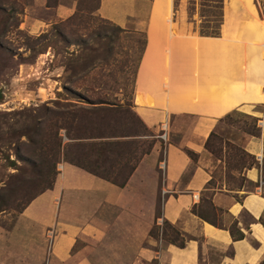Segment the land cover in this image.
<instances>
[{
  "label": "crops",
  "instance_id": "crops-1",
  "mask_svg": "<svg viewBox=\"0 0 264 264\" xmlns=\"http://www.w3.org/2000/svg\"><path fill=\"white\" fill-rule=\"evenodd\" d=\"M167 1L152 0L146 13L132 94L145 125L156 132L168 121L164 176L158 143L123 185L65 162L51 188L9 229L0 226V264H264V3L191 0V8L169 12ZM139 4L99 0L98 12L124 28L142 13ZM31 8L46 17L31 16ZM74 11V2L30 0L25 26L38 34ZM237 110L257 119L259 132L243 134L240 145L255 162L241 172L243 184L229 187L217 179L220 160L206 143ZM207 193L215 222L193 211ZM164 220L184 237L183 246L163 237Z\"/></svg>",
  "mask_w": 264,
  "mask_h": 264
},
{
  "label": "rangeland",
  "instance_id": "rangeland-1",
  "mask_svg": "<svg viewBox=\"0 0 264 264\" xmlns=\"http://www.w3.org/2000/svg\"><path fill=\"white\" fill-rule=\"evenodd\" d=\"M57 1L74 2L75 11L64 20L53 18L44 31L34 34L24 19L30 0H0V226L4 229L48 189L50 175L61 172L65 162L120 180L156 143L159 159L164 153V141L157 137L160 131L145 125L132 106L152 0H139L142 13L131 17L124 28L100 15L99 0ZM166 5L169 12L175 7L172 0ZM31 12L46 17L38 8ZM245 132H257L255 119L237 110L220 121L206 145L214 160H220L217 179L229 187L241 184V172L252 160L240 145ZM176 138L173 135L172 140ZM157 167L162 176L159 163ZM161 203L160 196L158 214ZM202 208L213 213L208 193ZM163 230L174 235L167 225ZM157 231L153 225L152 232Z\"/></svg>",
  "mask_w": 264,
  "mask_h": 264
},
{
  "label": "trees",
  "instance_id": "trees-1",
  "mask_svg": "<svg viewBox=\"0 0 264 264\" xmlns=\"http://www.w3.org/2000/svg\"><path fill=\"white\" fill-rule=\"evenodd\" d=\"M57 3H58V1L57 0H54L53 1V3H51L50 4V2H49V0H47V5L48 6H55V5H57ZM164 3H165V0H163L162 1V4L164 5ZM167 4V3H166ZM165 4V5H166ZM174 4H175V6L176 5H178V6H180V7H187V8H191V0H175V2H174ZM162 5V6H163ZM184 16H187V15H182L181 16V19L184 21V18H182V17H184ZM85 102H87V103H91L90 101H88V100H86ZM93 107H98V106H93ZM255 119V118H254ZM256 122H257V119H255V127H256V130H257V132L256 133H258L259 132V127H257V125H256ZM213 134V133H212ZM211 134V135H212ZM210 138V137H209ZM209 140V139H208ZM206 145H208V141H207V143H206ZM44 147H46V145L44 146ZM185 151L192 157V155H193V153L190 151V150H187V149H185ZM247 153V152H246ZM251 158H252V160H251V162L246 166V167H249V166H251L254 162H255V159L249 154V153H247ZM71 163H73V164H75V165H77V166H79V167H81V168H84V169H86V170H88V171H90V172H92V173H94V174H96V175H99V176H101V177H103V178H105V179H107V180H110V181H112V182H114V183H116V184H118V185H123L124 183H125V181L127 180V178H128V176L130 175V173L132 172V170L134 169V167H135V164L134 165H132L131 167H130V171L122 178V179H120V180H118L116 177H112L111 175H109L108 173H101V172H98V171H96V170H94V169H88V168H86L84 165H81L80 163H76V162H71ZM54 165H55V163H54ZM245 168V167H244ZM57 171H53L52 172V175H50V177H51V180H50V182H49V184L47 185V188L49 189V188H51L52 186H53V183H54V181H55V178H56V175H57ZM49 176V175H48ZM242 177V182H241V184H243V182L245 181V177L242 175L241 176ZM211 184H212V180H211V182H210ZM202 200H201V203H200V206H199V208L198 207H196V206H194L193 207V211L195 212V213H197L200 217H202V218H205V219H207V220H210V221H212V222H215L214 221V219H213V217H214V215L216 214V208H215V206L213 205V203L209 200V207H210V210L211 211H213V213L212 214H207L206 212H205V210H204V208H202ZM163 224L164 225H167V226H169L172 230H173V232H174V235H169L168 236V234L167 233H165V231L163 230V237L165 238V239H167V240H169V241H172L173 243L174 242H176V243H178V245H180V246H183L184 245V237L183 236H181V233L174 227V226H172L168 221H166V220H164L163 221ZM230 232H231V234L234 236L235 235V232L233 231V229H230ZM238 236H242V234L240 233V234H238Z\"/></svg>",
  "mask_w": 264,
  "mask_h": 264
},
{
  "label": "built area",
  "instance_id": "built-area-1",
  "mask_svg": "<svg viewBox=\"0 0 264 264\" xmlns=\"http://www.w3.org/2000/svg\"><path fill=\"white\" fill-rule=\"evenodd\" d=\"M167 129H168V121L164 120L160 124V132L157 135V137L162 139L164 142H166V140H167ZM159 169L162 173V176H164V173H165V159L164 158L159 161ZM260 183H261V180H260ZM166 192H167L166 189L161 187V195L163 196ZM193 197L196 201L199 200V194L198 193L193 194Z\"/></svg>",
  "mask_w": 264,
  "mask_h": 264
},
{
  "label": "water",
  "instance_id": "water-1",
  "mask_svg": "<svg viewBox=\"0 0 264 264\" xmlns=\"http://www.w3.org/2000/svg\"><path fill=\"white\" fill-rule=\"evenodd\" d=\"M0 97H1V92H0Z\"/></svg>",
  "mask_w": 264,
  "mask_h": 264
}]
</instances>
